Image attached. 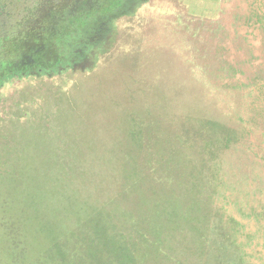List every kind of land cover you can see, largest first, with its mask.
<instances>
[{
    "label": "trees",
    "instance_id": "16d2710c",
    "mask_svg": "<svg viewBox=\"0 0 264 264\" xmlns=\"http://www.w3.org/2000/svg\"><path fill=\"white\" fill-rule=\"evenodd\" d=\"M36 1H0V264H253L239 224L219 207L216 161L235 139L223 124L135 94L117 103L104 155L91 136L97 130L79 143L72 104L57 93V159L38 165L40 178L25 170L28 133L48 132L51 121L29 110H43L51 96L41 79H28L70 64L54 47L26 69L6 55ZM14 77L21 87L8 97L3 89Z\"/></svg>",
    "mask_w": 264,
    "mask_h": 264
},
{
    "label": "rangeland",
    "instance_id": "374dc122",
    "mask_svg": "<svg viewBox=\"0 0 264 264\" xmlns=\"http://www.w3.org/2000/svg\"><path fill=\"white\" fill-rule=\"evenodd\" d=\"M169 1H36L6 55L17 57L19 64L32 50L54 47L70 64L61 65L49 77L28 79H41L43 93L51 96L43 110H29L37 121L40 115L50 116L51 121L48 132L37 128L28 133L25 170L32 168L31 176L40 178L35 172L38 165L43 160L52 165L57 159V132L52 127L57 93L72 104L69 115H76V137L86 134L89 141V132L97 130L91 136L99 140L104 155L113 139L112 116L121 110L117 103L125 105L135 94L162 101L179 116L223 124L235 139L216 161L223 183L219 207L223 204L226 215L239 224L238 241L246 246L251 262L264 264V14L259 23L245 22L240 16L233 20L226 12L220 23L197 21L194 17L200 16V9L194 0ZM193 13L194 17L187 15ZM65 36L59 45L57 39ZM17 78L3 89L8 97L21 87ZM47 174L51 178V172Z\"/></svg>",
    "mask_w": 264,
    "mask_h": 264
},
{
    "label": "crops",
    "instance_id": "0c3cea01",
    "mask_svg": "<svg viewBox=\"0 0 264 264\" xmlns=\"http://www.w3.org/2000/svg\"><path fill=\"white\" fill-rule=\"evenodd\" d=\"M185 2L188 1L185 0ZM193 2L198 6V9H200V12H198L200 16L194 17V13L193 15H187L194 17L197 21L220 23L225 20L224 12H226L227 14L231 13L233 20L235 17L240 16L245 22L257 21L259 23L261 15L264 14V0H194ZM178 4L177 7L181 9L180 6H182V3L179 2ZM226 20H228V18Z\"/></svg>",
    "mask_w": 264,
    "mask_h": 264
},
{
    "label": "flooded vegetation",
    "instance_id": "af4514ba",
    "mask_svg": "<svg viewBox=\"0 0 264 264\" xmlns=\"http://www.w3.org/2000/svg\"><path fill=\"white\" fill-rule=\"evenodd\" d=\"M32 52L33 53H31V54H33V55H31V54H29L27 57H25L22 61H20V64H21V66H24L25 64H29L28 65V67L29 66H32V64L34 65L35 63H37L36 62V59H35V54L36 55H39V53H41V51L40 50H38V49H36V50H32ZM30 57H32V58H30ZM33 62V63H32Z\"/></svg>",
    "mask_w": 264,
    "mask_h": 264
}]
</instances>
